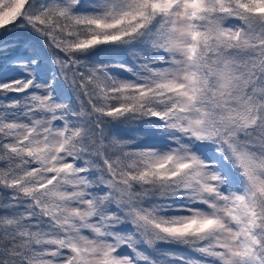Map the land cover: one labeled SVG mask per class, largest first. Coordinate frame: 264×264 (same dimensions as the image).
<instances>
[{"label": "snow or ice", "instance_id": "snow-or-ice-1", "mask_svg": "<svg viewBox=\"0 0 264 264\" xmlns=\"http://www.w3.org/2000/svg\"><path fill=\"white\" fill-rule=\"evenodd\" d=\"M0 264H264V0H0Z\"/></svg>", "mask_w": 264, "mask_h": 264}]
</instances>
